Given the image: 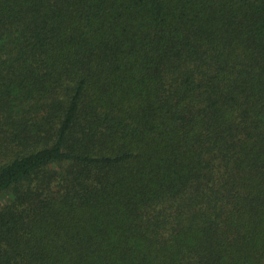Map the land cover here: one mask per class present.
<instances>
[{"label":"trees","instance_id":"16d2710c","mask_svg":"<svg viewBox=\"0 0 264 264\" xmlns=\"http://www.w3.org/2000/svg\"><path fill=\"white\" fill-rule=\"evenodd\" d=\"M0 264H264V0H0Z\"/></svg>","mask_w":264,"mask_h":264}]
</instances>
